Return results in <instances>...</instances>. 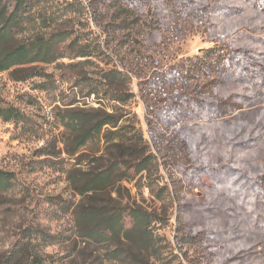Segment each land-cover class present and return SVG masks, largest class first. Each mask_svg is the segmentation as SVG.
Returning a JSON list of instances; mask_svg holds the SVG:
<instances>
[{
    "label": "rangeland",
    "instance_id": "1",
    "mask_svg": "<svg viewBox=\"0 0 264 264\" xmlns=\"http://www.w3.org/2000/svg\"><path fill=\"white\" fill-rule=\"evenodd\" d=\"M39 10L56 20L49 31L69 38L56 62L40 66L42 77L0 73V109L20 115L0 118V170L14 174L23 194L22 214L0 210V257L33 224L67 239L41 249L45 264H264V235L248 233L262 212L245 186L247 177L264 176V71L254 75L256 85L202 66L215 61L210 51L264 53V10L245 0H55ZM74 39L89 57L73 58ZM106 73L121 80L110 85ZM92 110L125 114L123 129H107L70 156L61 121ZM139 138L149 163L134 174L140 160L115 145ZM115 162L125 164L114 170L110 197L78 194L72 175ZM240 192L254 196L246 213L235 209ZM94 203L120 213L125 228L131 210L150 214L154 257H140L123 240L82 243L74 215ZM214 208L227 218L211 216Z\"/></svg>",
    "mask_w": 264,
    "mask_h": 264
},
{
    "label": "trees",
    "instance_id": "2",
    "mask_svg": "<svg viewBox=\"0 0 264 264\" xmlns=\"http://www.w3.org/2000/svg\"><path fill=\"white\" fill-rule=\"evenodd\" d=\"M53 1L55 0H0V73L8 74L15 81L42 77L43 75L39 71L40 66L50 65L60 58L62 53L59 51V46L69 38V34L66 31H49L56 26V20H47L40 15L39 10L41 3L49 4ZM245 1L258 10H264V0ZM222 12L225 16L233 14L231 8L224 9ZM71 48V52L74 54L73 58L89 57L86 48L76 39L71 41ZM214 53V51H210L212 56L208 57H214L215 61L204 62L202 64L204 70L211 73L220 69L225 77L234 78L237 74L238 80L248 77L253 84L261 85L259 81L255 80L254 75L260 71V68H263L262 71H264L263 52L240 51L234 53L235 57L233 58L228 54L216 56ZM103 79L110 85L121 80L118 73H106L103 75ZM91 94L97 95L98 92L94 89ZM110 94L113 95L114 92ZM112 100L121 101L116 95L112 96ZM91 112L92 114L82 117L72 114L61 121L62 127L70 133V138H72L70 140L72 146L70 156L77 154L88 143L99 139L103 132H109V130L106 131L107 129H114V132H121L123 129L120 128L119 123L125 120V114L117 117L108 113H100L99 110ZM0 118L3 121L20 120V115L15 109L2 108L0 109ZM143 144L142 138H139V140H121L115 145L124 151L130 150L135 162L140 160L139 164L135 166L134 174L144 171L149 163L148 156L143 158L144 153H140L144 148ZM124 164L115 162L100 171L80 176L74 174L70 180L73 185L77 186L78 194L82 197L89 198L99 194L110 197L111 192L108 191V188L113 185L114 170ZM245 182V186L250 188L249 192L255 194L257 210L262 212L248 233L253 231L264 235V176L259 181H252L247 177ZM22 196V192L17 189L14 174L0 170V210L8 213L16 211L22 214L20 203L23 200ZM253 198L254 196H244L242 192L234 194V199H237L239 204L235 209L246 213ZM214 209L209 213L211 216L227 218L223 211ZM196 214L201 217L206 216L202 211H196ZM128 215L131 224L130 227L125 228L120 213L109 211L108 205L94 203L87 211L83 210L74 215L76 234L81 242L86 244H103L114 240L128 241L140 257H154V240L158 237L152 236L151 225L155 220L150 214L139 209L131 210ZM252 216L248 215L247 219L252 220ZM66 240L60 235H50L39 230L36 225L28 224L10 244L5 254L0 257V264H45L41 249L58 243L63 244ZM116 257L117 255L115 256L114 253L111 260H115Z\"/></svg>",
    "mask_w": 264,
    "mask_h": 264
}]
</instances>
